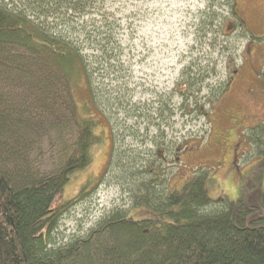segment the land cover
Masks as SVG:
<instances>
[{"label": "rangeland", "instance_id": "1", "mask_svg": "<svg viewBox=\"0 0 264 264\" xmlns=\"http://www.w3.org/2000/svg\"><path fill=\"white\" fill-rule=\"evenodd\" d=\"M93 3L69 30L75 31L71 36L102 95L100 109L114 118L111 127L104 121L97 129L102 141L93 149L92 163L72 173L57 202L73 199L91 182L61 216L48 239L51 247L94 241L93 231L112 213L143 216L140 184L122 167L127 160L148 174V163H160L173 190L191 174H206L209 199L241 201L254 207L253 217H264V0ZM109 36L105 46L114 61L107 63L99 45ZM85 96L82 92V100ZM201 104L206 117L198 116ZM59 112L58 107L50 111L49 101L41 119L52 126ZM157 129L163 139L153 144ZM49 136L36 138L39 150L27 154L33 173L49 174L59 163L61 147L55 133ZM73 139L72 132L63 140ZM183 143L187 148L175 162L167 149ZM223 206L212 203L207 211Z\"/></svg>", "mask_w": 264, "mask_h": 264}, {"label": "trees", "instance_id": "2", "mask_svg": "<svg viewBox=\"0 0 264 264\" xmlns=\"http://www.w3.org/2000/svg\"><path fill=\"white\" fill-rule=\"evenodd\" d=\"M93 2L0 0V264H264V217H253L254 207L209 199L206 174H191L180 190H173L160 163H148V174L130 160L122 167L140 184L136 192L143 216L112 213L93 231L94 241L51 247L48 239L61 216L91 182L73 199L57 202L72 173L92 163L93 149L102 141L97 129L104 121L111 127L112 114L100 109L102 95L95 92L93 74L71 36L75 31L69 30ZM101 41H107L99 45L105 61H114L105 46L110 36ZM49 101L50 111H60L52 126L41 119ZM199 107L198 116L206 117ZM72 132L74 139L66 143L65 134ZM44 133H55L61 158L52 172L39 175L27 154L39 150L34 143ZM163 135L157 129L153 144ZM184 143L167 149L168 157L179 161ZM212 203L224 206L207 211Z\"/></svg>", "mask_w": 264, "mask_h": 264}]
</instances>
